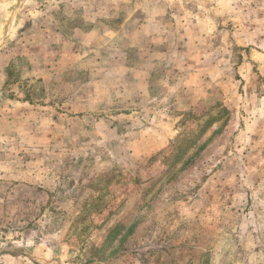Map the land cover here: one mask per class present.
I'll list each match as a JSON object with an SVG mask.
<instances>
[{"label": "rangeland", "instance_id": "374dc122", "mask_svg": "<svg viewBox=\"0 0 264 264\" xmlns=\"http://www.w3.org/2000/svg\"><path fill=\"white\" fill-rule=\"evenodd\" d=\"M0 264H264V0H0Z\"/></svg>", "mask_w": 264, "mask_h": 264}, {"label": "crops", "instance_id": "0c3cea01", "mask_svg": "<svg viewBox=\"0 0 264 264\" xmlns=\"http://www.w3.org/2000/svg\"><path fill=\"white\" fill-rule=\"evenodd\" d=\"M216 256V255H215ZM210 260V255H209V259H208V261ZM210 262V261H209Z\"/></svg>", "mask_w": 264, "mask_h": 264}, {"label": "trees", "instance_id": "16d2710c", "mask_svg": "<svg viewBox=\"0 0 264 264\" xmlns=\"http://www.w3.org/2000/svg\"><path fill=\"white\" fill-rule=\"evenodd\" d=\"M207 257H209V255H207Z\"/></svg>", "mask_w": 264, "mask_h": 264}]
</instances>
